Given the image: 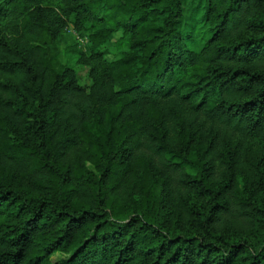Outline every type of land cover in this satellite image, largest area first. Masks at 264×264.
Masks as SVG:
<instances>
[{"label":"trees","instance_id":"1","mask_svg":"<svg viewBox=\"0 0 264 264\" xmlns=\"http://www.w3.org/2000/svg\"><path fill=\"white\" fill-rule=\"evenodd\" d=\"M0 264H264V0H0Z\"/></svg>","mask_w":264,"mask_h":264},{"label":"rangeland","instance_id":"2","mask_svg":"<svg viewBox=\"0 0 264 264\" xmlns=\"http://www.w3.org/2000/svg\"><path fill=\"white\" fill-rule=\"evenodd\" d=\"M120 36H121V34L118 33V34L115 36L114 42H116V40H117L118 38H120ZM81 42H82V43H86V40H81ZM117 54H118V52H117L116 50H113V51L111 52V54L109 55V58L114 59L115 55H117ZM69 61H70L71 64H73V62H74L72 59H69ZM77 72H78V77H79V79H80L81 84H82L86 89H88L89 86L91 85V79L89 78V69H87V68H85V67H81V66L78 67V66H77ZM59 260H61V256L56 255V256L53 257V261H54V262H57V261H59Z\"/></svg>","mask_w":264,"mask_h":264}]
</instances>
